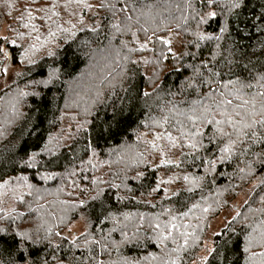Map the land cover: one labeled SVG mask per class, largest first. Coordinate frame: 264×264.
<instances>
[{
  "label": "trees",
  "instance_id": "16d2710c",
  "mask_svg": "<svg viewBox=\"0 0 264 264\" xmlns=\"http://www.w3.org/2000/svg\"><path fill=\"white\" fill-rule=\"evenodd\" d=\"M85 3L0 0L13 26L0 43L12 53L0 54V229L31 237L0 264H25L21 250L27 264H264L252 256L264 252V144L244 137L221 161L228 138L207 123L222 98L229 112L237 95L264 99V0ZM72 24L75 35L57 29ZM173 32L178 52L163 43ZM80 220L84 232L67 234Z\"/></svg>",
  "mask_w": 264,
  "mask_h": 264
},
{
  "label": "snow or ice",
  "instance_id": "6c2138e0",
  "mask_svg": "<svg viewBox=\"0 0 264 264\" xmlns=\"http://www.w3.org/2000/svg\"><path fill=\"white\" fill-rule=\"evenodd\" d=\"M75 2L77 5H83L84 7L87 8H91L92 5L85 3V0H69V4ZM213 2V0H209V3L211 4ZM106 5L101 4L100 7H105ZM234 7H239V4H235L233 5ZM53 8L56 7L55 4L52 5ZM114 7V6H113ZM122 11L125 9H121ZM55 15H59V13H54ZM29 17L31 19H34V17H32L31 12L28 13ZM209 17H215L216 13L213 12H209L208 13ZM43 19V18H41ZM48 19H51V17H48ZM130 19V17H129ZM81 23L83 22L82 19L80 21ZM70 23V21H69ZM24 27H29L28 24H25ZM32 30L33 31H38V29L36 28V25L33 24L31 25ZM76 25L72 24L70 28H61L60 25H57V29L59 31H63L66 33H69L70 35H75V33L72 31L73 28H75ZM113 27L117 28V30H119V25H113ZM224 29H221V31H223ZM146 31V30H145ZM49 35L52 37H55L56 33L52 32L49 30ZM213 37L208 36V37H201V39H212ZM21 39H23V35L21 34ZM37 39H39V37H37ZM150 39V38H149ZM0 43H9L8 41V37H0ZM15 41H11V44L15 46ZM163 43H170V41H163ZM148 45L147 43L144 44H140L139 46V50H145L147 49ZM36 48V45H32L31 50L34 51ZM135 49H129V51H134ZM29 51L30 50H25L24 53H22V57L23 59H29L30 62H32L30 60V56H29ZM169 51H171V49L169 48ZM0 54H3V56L5 58H9L11 57L12 53L10 50L0 47ZM161 55L163 56V53H161ZM173 56L175 57V54H173ZM166 58V57H165ZM21 62H23V60H21ZM149 61H145V63H148ZM5 73H7V68L4 69ZM191 86V85H190ZM145 96L149 95V93H144ZM223 97V94H221ZM260 97L264 98V93H259L258 94ZM237 100H242V103L235 106L232 110V112H229V106L232 105V100H229L227 98H222L220 101H218L215 105L216 109L218 110V114L221 117V119H216L215 117H213V119L211 120H207V123L209 124H215L216 128H215V133L214 136H219L220 138H225L227 137V143L223 146L219 148V151L223 154H227V155H221L220 156V160L223 161L224 159L228 158L231 153L234 151L235 146L238 143H243L244 142V137H250L252 140L253 144H264V99H261L260 101H257L255 97H252L251 99H243L242 97H240L239 95L236 96ZM257 104H259V108H257ZM251 108V111L248 110V108ZM245 109V111L242 113L241 111L237 110V109ZM208 109H205V112H207ZM234 113V114H233ZM259 116L260 118L257 119L256 117ZM237 117H239V119H237ZM190 120H195V119H199L198 117H189ZM206 119V117H205ZM120 124V120L116 119V123H115V128H118ZM224 126H228L232 129V131H226ZM114 126L112 124H109L108 127L106 129H101L98 133L97 136L99 138H104L106 135H112L114 133ZM233 134H235L236 139H232ZM196 136H203V133L200 131H196L195 133ZM161 137L159 135L156 136V139H160ZM187 138V136H186ZM167 139L170 141V144L172 147H178L180 146L177 143V140L174 139L173 137H171V135L169 134ZM213 142V139L210 138V143ZM197 143L198 142H189L187 144V147L189 148H193L196 149L197 148ZM153 148H157V145L155 143L152 144ZM48 151H52L51 148L47 149ZM32 161H35V157H31ZM172 161L167 160V159H163L161 161L162 165H168L171 164ZM212 166L215 167V162H211ZM243 171V170H241ZM184 180L188 181L189 177L185 176L183 177ZM161 183H172V180H168V181H161ZM192 189L189 188L188 191H191ZM205 212H208L209 209L205 208L204 209ZM157 228H160L161 226L159 224L156 225ZM172 227H176L175 225H172ZM0 233H2V235H0V253L2 252H7L9 255L12 254V250L13 248H18L19 244L21 241H30L31 237L28 236L27 234H22L19 232H9L8 229H0ZM171 235V233H169V236ZM185 235H193L191 233H185ZM19 236L20 240L17 241L16 237ZM169 236H165L163 235V233H161L160 235V240H167L169 238ZM9 237H11L12 241L14 242L13 245H9L8 244V239ZM249 242H252V237L251 235H249L248 237ZM264 239V238H262ZM185 244H187V240H185ZM245 252H248L249 249L246 247L244 249ZM253 257L256 256H260V257H264V252H260V253H253L252 254ZM20 258L25 260V264H27V259L24 257L23 255V250L20 251ZM14 264V262H13ZM33 264H41L40 261H34ZM44 264H46V262H44Z\"/></svg>",
  "mask_w": 264,
  "mask_h": 264
},
{
  "label": "rangeland",
  "instance_id": "374dc122",
  "mask_svg": "<svg viewBox=\"0 0 264 264\" xmlns=\"http://www.w3.org/2000/svg\"><path fill=\"white\" fill-rule=\"evenodd\" d=\"M12 33H13L12 23L8 21L7 19H4V18L0 19V37L5 36V35L10 37ZM167 40L170 41L172 50L174 52H178L181 46V36L173 32L167 36ZM223 225H224V220L222 219V217H217L211 221L209 234L207 236V246L208 247H211V241L214 235L221 230ZM85 228H86V223L83 220H80V221H77L75 224H73L66 233L69 234L70 236H77L83 233Z\"/></svg>",
  "mask_w": 264,
  "mask_h": 264
},
{
  "label": "water",
  "instance_id": "95a60500",
  "mask_svg": "<svg viewBox=\"0 0 264 264\" xmlns=\"http://www.w3.org/2000/svg\"><path fill=\"white\" fill-rule=\"evenodd\" d=\"M7 49L9 50V48H7ZM10 58H11V57L8 58V64L10 63Z\"/></svg>",
  "mask_w": 264,
  "mask_h": 264
}]
</instances>
